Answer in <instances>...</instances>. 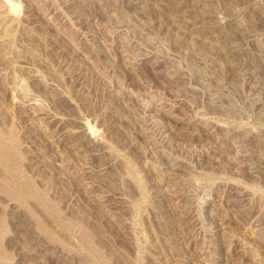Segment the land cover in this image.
<instances>
[{"label": "rangeland", "instance_id": "1", "mask_svg": "<svg viewBox=\"0 0 264 264\" xmlns=\"http://www.w3.org/2000/svg\"><path fill=\"white\" fill-rule=\"evenodd\" d=\"M0 228V264H264V0H0Z\"/></svg>", "mask_w": 264, "mask_h": 264}, {"label": "bare ground", "instance_id": "2", "mask_svg": "<svg viewBox=\"0 0 264 264\" xmlns=\"http://www.w3.org/2000/svg\"><path fill=\"white\" fill-rule=\"evenodd\" d=\"M9 3V2H8ZM89 132L92 134V129L88 128ZM1 228H0V234H1Z\"/></svg>", "mask_w": 264, "mask_h": 264}]
</instances>
